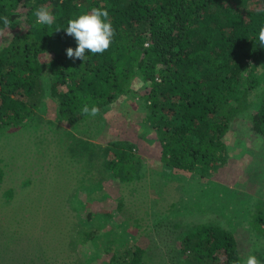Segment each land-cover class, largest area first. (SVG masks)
Here are the masks:
<instances>
[{"label":"trees","instance_id":"obj_1","mask_svg":"<svg viewBox=\"0 0 264 264\" xmlns=\"http://www.w3.org/2000/svg\"><path fill=\"white\" fill-rule=\"evenodd\" d=\"M40 6L49 8L53 24L36 23L34 13ZM93 7L108 10L115 35L105 52L86 50L84 61H73L66 49H75L77 42L65 29L70 19ZM5 16L8 26L3 23ZM261 26L264 0H0V135L7 128L38 127L43 118L36 111L49 98L56 103L57 118L71 124L90 117L81 111L86 103L96 105L99 127L108 105L128 98L138 100L145 113L143 123L158 140L162 169L150 170L132 152V143L112 140L76 172L77 187L85 193L100 191L105 180L130 183L135 189L147 174L172 180L174 170L208 176L226 164L223 138L237 119L249 123L263 146L260 159L254 156L256 147L249 148V163L264 166ZM52 123L48 121V126ZM2 176L0 172V181ZM260 178L264 179V173ZM148 185L157 189L155 184ZM232 191L224 188L221 197ZM5 193L8 198L13 195L11 188ZM45 201L46 211L58 212L49 215L50 225L60 213L61 201L56 196H46ZM77 201V197L71 201L72 211H77ZM116 201L122 213L123 197L118 195ZM260 204L264 202L256 204L257 214L251 215L255 214L248 226L259 238L247 251L264 257L263 246L255 243L264 237V205ZM151 215L159 218L153 223L155 230L169 218L167 213ZM98 218H78L82 224H75L78 237L74 240L88 241L101 227ZM238 219L243 221L241 215ZM104 234L109 238L110 230ZM176 239L182 264H236L241 257L232 230L218 224L191 225L171 241ZM109 250H113L110 264H146L143 250L136 245Z\"/></svg>","mask_w":264,"mask_h":264},{"label":"rangeland","instance_id":"obj_2","mask_svg":"<svg viewBox=\"0 0 264 264\" xmlns=\"http://www.w3.org/2000/svg\"><path fill=\"white\" fill-rule=\"evenodd\" d=\"M140 109L138 100L118 99L104 111L100 127L91 116L71 124L57 118L56 103L49 98L36 111L43 118L38 127L5 129L0 135V172L4 180L0 181V264H110L113 250L109 249L122 245L140 247L146 264H182L178 241L172 242L171 238L191 225L208 223L232 230L241 247V257L250 253L247 250L252 241L259 238L248 226L257 214L256 204L264 202V179L260 178L264 166L249 163V148L256 147L254 156L260 159L263 146L243 119L235 120L223 138L228 149L226 164L208 176L174 170L172 180L147 174L137 182L136 189L130 183L110 180L103 182L100 191L88 194L77 187L76 172L83 167V161L94 157L112 140L132 143V152L150 170L162 169L158 140L144 125L145 113ZM48 121L54 125L48 126ZM74 142L78 156L70 151ZM49 183L52 185L46 187ZM7 188L12 189L11 198L6 197ZM224 188L234 190L225 193V199L221 197ZM118 195L125 202L122 213L116 208ZM46 196H56L61 201L60 213L50 225L49 215L58 212L45 210ZM76 197L78 209L72 211L71 201ZM151 213H167L169 218L155 230L153 223L159 218ZM86 215L92 219L103 215L98 218L101 227L88 241L78 243L74 240L82 224L78 218ZM240 215L243 221L238 219ZM136 222L140 225L136 226ZM173 223L177 227L168 226ZM109 230L106 238L104 232ZM261 240L255 243H261L264 251V237ZM255 255L264 264V257Z\"/></svg>","mask_w":264,"mask_h":264},{"label":"clouds","instance_id":"obj_3","mask_svg":"<svg viewBox=\"0 0 264 264\" xmlns=\"http://www.w3.org/2000/svg\"><path fill=\"white\" fill-rule=\"evenodd\" d=\"M36 23L41 25H51L54 22V16L47 6H40L34 13ZM3 23L8 26V17L3 18ZM66 34L73 36L77 42V47L66 49L67 57L73 61L86 58L87 52L98 54L105 52L111 45L115 35V30L112 26L109 12L106 8L93 7L90 11L80 13L76 18L68 21V26L65 29ZM259 42L264 45V26L259 29ZM82 114L95 117L99 115V108L96 105L91 107L86 103L82 108ZM236 264H261V261L253 253L247 256L240 257Z\"/></svg>","mask_w":264,"mask_h":264}]
</instances>
